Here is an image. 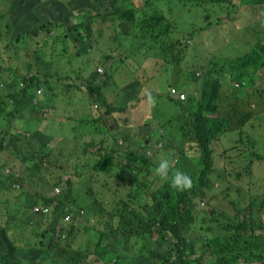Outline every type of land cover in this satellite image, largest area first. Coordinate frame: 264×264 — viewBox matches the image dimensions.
Here are the masks:
<instances>
[{"label":"rangeland","instance_id":"374dc122","mask_svg":"<svg viewBox=\"0 0 264 264\" xmlns=\"http://www.w3.org/2000/svg\"><path fill=\"white\" fill-rule=\"evenodd\" d=\"M224 1L225 4H217V7H196L193 4V10L186 12L175 6L179 4L177 6L186 10L182 0H0V94L5 100V110L0 115V137L5 138L4 153L0 156V228L7 222L11 224L9 232L18 245L27 246L28 242L32 244L41 236L46 242L45 247H50L52 240L54 243L58 240L61 227H71L74 232L69 239L57 242L70 251L91 248L84 263L103 264L96 260L93 252L99 242L98 231H106L109 224H117L120 215L111 219V211L121 198H127L130 191L128 186H119L116 179L127 173L120 164L125 163V152L130 146L124 142L122 130L116 129L117 122L112 124L110 132L111 118H104L106 107L99 102V96L105 93L112 105H133L138 110L136 105L139 102L133 103L136 94L149 102L156 94L163 95L170 83L186 79L187 74L190 80H197L211 73L220 78L224 89L229 90L224 94L230 96L224 100V104H228L225 109L233 105L230 103L232 91L237 97L234 99L238 119L248 117L250 112L253 115L247 125L239 124L237 129L230 131L223 129L220 138L212 144L215 167L233 168L211 174L205 188L206 196L197 200L195 211L200 215L202 231L197 227L187 232L195 236L196 246H193L191 255L201 257L202 251L198 248L201 239L204 245L208 237H213L210 251L227 247L239 254L244 250L245 260H255V264L264 262V153H252L264 151V144L258 143H264V63L247 71V79L250 78L248 73L256 72L254 79L257 83L253 87L244 80L238 88H233L236 81L230 77L238 76L246 66L235 68L228 62L253 51L251 48L257 39L264 41V32H261L264 31V0ZM122 8L133 9L127 14L117 13ZM151 17L159 20L156 29L164 28L166 19L171 18L182 30L176 31L173 23L170 34L178 39L173 43L179 44H174L177 48L169 54L170 64L157 63V59L164 57L158 47L162 45L151 38L153 22H148ZM210 20L213 28L201 30L199 36L189 37L185 32L191 25L203 27ZM75 25L81 30L72 31ZM82 35L88 38L82 41ZM249 39L253 42L247 43ZM150 51L152 53L148 56L151 59H148L146 54ZM256 51L262 53L259 48ZM143 61L153 68V87L141 86L140 80L143 86L146 81ZM100 68L103 72L98 71ZM96 72V80L90 84V77ZM35 74L39 77L35 83L37 86L22 90L20 84L26 88L27 79ZM42 83L45 84L44 93L35 104L34 91ZM92 87L104 93L93 92ZM167 103L168 100L163 101L161 107L154 109L158 117L165 114L163 105ZM145 113L143 111L139 118L128 112L122 115L129 120V125L135 126L136 132L147 137L149 133L157 136L160 126L154 125L150 132L147 127L139 125ZM96 118L100 119L98 124L88 122ZM103 119L105 127L99 130ZM175 124L177 126L178 122ZM121 126L125 127L126 123ZM101 139L105 141L90 142ZM237 139L244 156L252 153L249 161L248 157L233 156V140ZM177 140L179 142L174 145L163 141V148L153 155L157 164L166 157L178 160L182 145L190 156L200 155L196 141L190 138L184 141L182 133ZM112 148L117 151V158L108 169L95 170L101 156L112 153ZM131 149L138 155L144 153L137 148L135 141ZM43 155H49V161L41 162ZM63 160L69 171H59ZM35 163L39 165L35 167ZM53 164L56 165L54 170L51 169ZM47 168L54 174L60 172L64 181H71L59 186L61 194L56 193L58 198L65 196L63 204L69 205L66 198L69 195L77 200L79 214L68 223L58 216L59 211L52 217L34 216L31 212V200L38 204L42 202V193L35 194L38 189L36 179L45 173L50 176ZM151 170L148 171L147 185L154 189L165 179L155 175L154 168ZM13 172L24 176L25 187L28 193L30 190L29 197L32 198L20 201L23 208L18 212L14 211V204L24 186L21 184L18 190L17 184L12 183V180L19 182L11 176ZM29 183L36 188L27 187ZM169 206L165 202L161 208L160 205L152 207L158 220L171 221L167 213ZM153 217L147 220L153 222ZM232 218L233 229L217 228ZM24 220H32L33 225ZM239 224L246 226L237 231L236 225ZM208 225L211 226L207 229ZM150 231L153 236L147 241L154 249L136 245L133 237H111L103 245H109V251L115 253L119 264H166L164 261L172 254L171 243H163L157 249L158 230L153 228ZM208 253L204 255V264L214 257Z\"/></svg>","mask_w":264,"mask_h":264},{"label":"trees","instance_id":"16d2710c","mask_svg":"<svg viewBox=\"0 0 264 264\" xmlns=\"http://www.w3.org/2000/svg\"><path fill=\"white\" fill-rule=\"evenodd\" d=\"M182 2L185 3L186 10L180 8L179 4H175L177 9L181 11L191 12L193 10L192 5L196 4L197 6H218L217 4H220L221 6L225 4L226 2L224 0H182ZM264 7V4H263ZM122 11H117L119 14H127V11L132 10L133 8L126 9L122 8ZM222 9V8H220ZM225 11V10H224ZM209 17V14L208 16ZM173 19H166L165 27L162 29H156V27L159 25V20L150 18L148 19V22L152 23V32L151 35H153L151 38H153L156 41V44H161V53L160 55L164 57L157 59L158 65H161L163 63L170 64L168 62L169 60V54L171 52H174L177 48L173 43V41H177L178 39H175L172 37V33L170 34L171 28H173V23L177 27L176 31H182L175 21ZM210 22L212 24V20H210L207 24L203 25V27H196L191 25L188 29L185 30L187 34H189V37L196 34V36L200 35L201 30L209 29L212 25H210ZM213 28V27H211ZM210 28V29H211ZM80 31L81 27L78 25H75L72 27V31ZM88 36H81L82 41L87 39ZM253 42L251 39L247 40V43ZM256 42V43H255ZM255 42H253L255 45L253 46V51L248 52L247 54L239 57V59H233L229 60L228 62L231 64V66L235 68H240L242 66H246L245 70L241 72L238 76H232L230 77L234 82L233 88H238L240 86V83L242 81L248 80L247 85L250 87H253L257 80L254 79V75L256 72L248 73L249 79H247V71L251 69L253 66H256L257 64L260 65L264 63V41H261L257 39ZM154 43V42H153ZM150 48V46H149ZM175 48V49H174ZM256 48H259L262 53H259L256 51ZM151 51L148 52L146 57L148 59H151L149 56L151 55ZM149 55V56H148ZM241 61H245L244 63H241ZM146 65V68H143L144 77L146 78V81L144 82V87H153L152 80L150 77L151 72L153 71V68H151L146 61H143ZM264 65V64H262ZM257 67V66H256ZM157 72H159V69H156ZM96 73H93L90 77V84L94 80H96ZM36 75V74H35ZM31 75L27 79V87L22 88V90L26 91L29 87H36L38 83L39 77ZM188 75V74H187ZM186 77L185 80H177L176 82L170 83L177 88L179 87L178 83L181 84L182 89L185 90L188 98L185 101L173 99L171 98L168 93L164 94L166 95V99H168L167 105H171V100L175 102V105H179L180 108H177V112H182V109L188 112V115L193 119L191 123H188L186 120L182 121V125L180 124L178 127V131H176L172 137L175 139L167 138L165 137L166 141L168 143H176L179 142L177 140V136L179 133H182V136L184 137V141L186 138H190L197 142L198 149L200 151V155L196 157L189 156L185 151L184 146L182 145V153L180 154V157L176 161L174 165L171 164V160L169 158H165L169 161L170 164V171L169 176L173 175L176 171H180L183 173L188 174L192 179V187L190 189L184 190V191H177L170 187V180H166L161 183L158 187L151 189L149 185H147L148 179V171H152L151 169H155L157 163L154 161L153 157H150L146 155L144 152L143 155H138L134 151L129 150V148L126 149L125 157L123 160H125V163L120 164L123 168V171H126L127 173L123 175L117 176V184L119 186H128L130 188V191L127 195V198H121L120 201L113 207L110 217L111 219H114L117 217V215H120V218L118 219L117 224L114 226L112 224H109V227L106 231H98L99 233V242L95 244V250L93 252V255L96 256L97 261H102L103 264H118L115 254L109 251V245L106 246L103 245L104 241L109 240L111 237H133L136 241V245H146L149 247H152V243L148 242V238H152V234L150 231V226L148 225L147 218L154 212L152 207H158L160 205V208L163 207L164 203L167 202L170 206L167 209V213L169 214V217L171 218V221H168L166 219L158 220L153 219V225L156 226L157 223H159L158 226H156L158 230V237H157V249L160 248L163 243H171V256L167 257L164 263L170 264V261L177 262L178 264H204V255L207 254L210 249L212 248V245L214 243L213 237H208L207 240H205L207 243L203 245V241L201 240V244L198 247L202 251L201 257H195L191 255L193 246H196L195 239L193 238V235L190 233H187L188 230H194L198 225H200L202 231V225L200 223V215L195 211L197 207V200L200 199L203 196H206V186L209 182V176L213 174L215 171H228L225 167L221 169H217L214 165L213 160V146L214 140L220 138V134L223 132V129H237L236 127L239 126V124H246L248 123L249 119H251L253 112H250L248 117H242L241 119H238L237 111H236V101L234 99L237 98L235 93L231 91L232 100L230 103L233 102V105L226 108L228 105L224 104V100L229 98V95L226 94L229 90H226L222 87L220 78L213 77L211 73H206V77H201L200 79L195 80L192 78L190 80L188 77ZM218 76V75H217ZM219 77V76H218ZM140 80V79H139ZM220 81V82H219ZM141 86L142 81L140 80ZM238 83V86L235 84ZM91 87V86H90ZM93 92L98 93H104L103 91L97 90V88L92 87ZM231 89V87H230ZM181 90V89H180ZM35 93V91H34ZM155 93H158L155 91ZM11 97H15L14 93H10ZM137 94L134 96L133 103L139 102L136 106L143 107L146 109L147 100L143 97H136ZM156 98L160 97L155 95ZM154 96V97H155ZM20 98H17V101H19ZM99 102L103 104L106 107V115L104 116L105 119L111 118V127L110 132L112 133V124L114 122H117L118 125L116 129L122 130V138L124 142H128L129 140H134L137 133H131L130 125L126 124V126H121L124 123H126V119L123 118L121 115L122 112H124L128 106L126 105H112L107 97L104 95L99 96ZM4 96L0 94V115L4 112ZM219 108V110H218ZM183 113V112H182ZM175 114V110L173 109V113ZM212 114L216 115L212 117ZM100 119H93L92 121H88L89 123L98 124ZM103 125L100 127H105L104 125V119L102 120ZM67 126V125H66ZM108 126V124H107ZM121 126V127H120ZM149 126V125H148ZM8 134H11L8 131ZM227 134V133H226ZM4 140L5 138L0 137V156L1 153H4ZM105 141L104 139H101L100 142ZM148 139H144V142L149 145ZM91 143H94V141H90ZM182 143V142H180ZM260 145L263 144V141L258 142ZM148 147V146H147ZM166 147H169L168 145ZM143 146L140 148L142 149ZM146 150V147H144ZM262 152L261 150H256L252 153H258ZM251 153V155H252ZM250 155V156H251ZM168 157H173V155H169ZM117 158V151L112 148V153H105L101 156V159L95 164L94 168L95 170H103L108 169L109 164ZM44 160L49 161V155H43L40 158V161L43 162ZM63 165H59V171H69L67 167H65V160L62 161ZM38 163H35L34 166H38ZM56 165L53 164V167L51 169H55ZM50 168H47V172L50 174L47 175L46 173L42 176H39L36 179V187L41 188L40 191L35 192L37 196L42 193V202H40L41 206V213H36L35 216H47L52 217L54 214H56L59 211V215L62 216L64 219V214L70 213L75 218L77 214H79V210L77 208L76 199L73 198L72 195L67 196L66 198L69 201L68 203H64L65 196H59L53 194L50 195L51 189H54L55 187H63L67 184H70V180L64 181L62 174L59 172V174H54L50 172ZM43 172V171H41ZM14 179L19 181L18 183L23 185V189L21 192L20 198H18V202L14 204V211L18 212L20 208H23L20 201L23 200H31L32 198L29 197V193L25 187L26 179L24 176L17 175L16 172H13L12 175ZM10 176V177H11ZM12 179V177H11ZM12 183H17L14 180H12ZM30 186L31 188H36L32 185V183H29L27 187ZM32 190V189H31ZM227 196H228V190L229 188L225 189ZM223 192V191H222ZM44 200V201H43ZM153 202H155V206L151 205ZM35 204H38V202H34L32 206ZM32 206L31 211H32ZM46 206H49V209H47L45 212H43L44 208ZM193 209V210H192ZM62 210V213L60 212ZM144 210V212L142 211ZM213 213H217L212 211ZM145 213V216H144ZM211 213V212H210ZM209 213V214H210ZM152 216V215H151ZM33 217V216H32ZM30 217V218H32ZM216 220V222H220V220H217V218H213ZM25 221V220H24ZM29 225L33 221H25ZM70 222V221H69ZM20 223V222H19ZM68 223V222H66ZM245 225V224H244ZM242 224L236 225L237 231L240 229H243L245 226ZM8 222L6 223L5 227L0 228V264H85L84 259L86 257H89V254L91 252V248H86L84 250H74L70 251L67 248H64L61 243H58V240H66L69 239L68 236H70L74 229L71 227H61L60 228V234L58 236V240L51 245L50 247H45V242L41 240V236H38V239L34 241L32 244H29L27 246H21L18 245L17 242L12 238L10 232ZM93 226V225H91ZM211 225H208L206 228H210ZM235 226L234 224V218L228 220L226 223L222 224L221 226L217 227L223 230H230L233 229ZM86 229L89 228V226H85ZM186 232V233H184ZM43 234V233H42ZM46 237V235H44ZM172 236V238H171ZM137 237V238H135ZM174 238V239H173ZM202 238V236H201ZM189 239V241H188ZM203 239V238H202ZM27 240V239H26ZM26 240L24 242H26ZM211 244H209V243ZM27 243V242H26ZM153 248V247H152ZM154 249V248H153ZM175 251L177 254H175ZM217 256H224L226 254L225 250L216 249ZM92 255V254H91ZM156 257V253L154 254ZM226 257H223L222 263ZM203 260V261H202ZM212 261L209 260L208 264H210ZM154 263V262H153ZM230 264L232 263V260L230 259Z\"/></svg>","mask_w":264,"mask_h":264},{"label":"clouds","instance_id":"9594fccd","mask_svg":"<svg viewBox=\"0 0 264 264\" xmlns=\"http://www.w3.org/2000/svg\"><path fill=\"white\" fill-rule=\"evenodd\" d=\"M261 32H264V31H261ZM261 32L259 33V35L261 34ZM261 36V35H260ZM101 69V68H100ZM98 71H99V69H98ZM100 72V71H99ZM103 72V71H102ZM40 84V83H39ZM236 86H238V83H236L235 84ZM20 86H22L21 88H23V87H25L24 86V84L23 83H21L20 84ZM43 86H45V84L44 83H42L40 86H38V88H36V90H35V99H34V103L35 104H38V99L40 100V97L43 95V93H44V90H43ZM171 87H174V86H170L169 87V93H170V88ZM101 88V87H100ZM175 88H177V87H175ZM180 92H182V93H185L186 94V92L185 91H182V90H180L179 88H177ZM169 96L171 97V98H176V99H178V100H182V101H185L187 98H188V96H187V94H186V98L183 100V99H179L178 97H172L170 94H169ZM108 98V97H107ZM182 121H185V119H184V117H183V120ZM182 121L181 122H178V124L180 123H182ZM182 125V124H181ZM141 126V125H140ZM179 127V126H178ZM130 129H132V125H130ZM178 130V129H177ZM93 132V131H92ZM131 133H133L132 131H131ZM141 133H138L137 132V135L136 136H140L141 137ZM171 135H173V134H171ZM154 137H156L157 138V140L155 141V142H153V143H149V145H147L145 142H144V140H141V142H140V144H139V148L138 149H140L142 146H143V148H142V151L143 152H145L146 153V155H148V156H150V157H153V155L158 151V150H160L161 148H163V141H165V142H167L168 143V141H166V139H165V137H167V138H170L169 137V133L167 134V132H166V130L164 129V128H162L161 127V129H160V132H159V134L157 135V136H154ZM144 138V137H143ZM175 139V138H174ZM176 140V139H175ZM234 141V145H233V147L235 148V150H234V154H233V156L234 157H245V158H247L248 157V161H249V159L251 158V156H250V154L249 155H247V156H244L243 155V150H242V148H241V145H240V143H239V141H238V139L237 140H233ZM93 142V141H92ZM94 142H96V141H94ZM177 143V142H176ZM175 143H173V145H174ZM182 144V143H181ZM172 145V146H173ZM148 146V147H147ZM167 146V145H166ZM165 146V147H166ZM169 146V145H168ZM144 147H146V150L144 149ZM170 147V146H169ZM129 150L130 151H132V149L129 147ZM187 153L188 154V152L185 150L184 152H183V154L184 153ZM182 153V151H180L179 152V154H181ZM189 155V154H188ZM174 156V155H173ZM190 156V155H189ZM232 156V157H233ZM154 158V157H153ZM177 158L176 157H173V159L171 160V164L172 165H174L175 163H176V160ZM252 159V158H251ZM154 161H155V158H154ZM229 168L228 169H231V168H233V166H228ZM169 171H170V164H169V161L167 160V159H161L160 161H159V163L156 165V167H155V169H154V172H155V175H157V176H159L160 178H162V179H166V180H170V187L171 188H173V189H175V190H177V191H184V190H187V189H190L191 187H192V179H191V177L188 175V174H186V173H183V172H180V171H176L173 175H171V176H169ZM7 174V173H6ZM17 185H16V187H17V189L19 190L20 188H21V185L17 182L16 183ZM61 192H62V189L60 188V187H55L54 189H51V193H50V195L52 196L53 194H55V195H57L58 193H60L61 194ZM57 193V194H56ZM58 196V195H57ZM4 200H7V199H2V201H4ZM32 204H33V202H32V200H31V206H32ZM47 209H49V206H46L45 208H44V210H43V212H45ZM32 214L35 216V214L36 213H41V206H40V204H35L34 206H32ZM61 213H62V210L60 211ZM152 216H154L153 218L154 219H156V218H158V216L157 215H155L154 213H152L151 214ZM149 216L148 218L150 219L152 216ZM33 216V217H34ZM61 218H62V216H61ZM73 218V215L72 214H70V213H67V214H64V219H63V221L66 223V222H69V221H71V219ZM26 221V220H25ZM148 225L150 226V229H153V228H156V226H158L159 225V223H157L156 224V226H154L153 225V223H152V221H150V220H148ZM197 227H199L200 228V230H201V227H200V225H198ZM196 227V228H197ZM196 228L194 229V230H196ZM193 235V238L195 239V236H194V234H192ZM200 236H202V233H201V235ZM199 238V237H198ZM202 240V239H201ZM207 240V239H206ZM189 241V240H188ZM209 243V242H208ZM52 245L54 244V241L52 240V243H51ZM209 244H211V243H209ZM45 245H46V242H45ZM212 246H213V244H211ZM227 249L228 250H232L231 248H223V249H221V250H225V251H227ZM243 251L244 250H242L241 251V253H239L240 254V260H241V262L243 263V264H255V260L254 261H251V260H249V259H247V260H245V258H244V254H243ZM260 264H264V262H259ZM170 264H178L177 262H175V261H173V262H171L170 261Z\"/></svg>","mask_w":264,"mask_h":264},{"label":"crops","instance_id":"0c3cea01","mask_svg":"<svg viewBox=\"0 0 264 264\" xmlns=\"http://www.w3.org/2000/svg\"><path fill=\"white\" fill-rule=\"evenodd\" d=\"M154 76L155 75L153 74V71H152L151 74H150L151 79H154ZM182 80H185V78H183ZM170 85H172V84H170ZM170 85L168 86V89L166 90V92L164 94L168 93ZM178 85H179V87H181L180 89L182 91H185L184 89H182V86H181L180 83H178ZM142 87H144V86L142 85ZM164 94L161 95L158 98H156V96L153 97L147 103L146 109L143 108V107H139V109L136 110L135 108H133V105H130V106H128V108L124 112H128L132 117L134 116L136 118H139V115L143 111H146L145 116H144V118L142 117V121L139 123V125H141L143 127H147L150 130V132L154 129V127H153L154 125H158V126L164 128L166 130L167 134L169 133V137L171 139H174V137H172L171 134H174L176 132V129H178V126L180 125V123H179L176 126L175 123L177 121L181 122L183 120L182 119V112H183L184 119L188 123H191L193 119L188 115V112L185 111L184 109H182L181 114H180V112H177V108H180V106L178 104L175 105V102L173 100H171L170 98H169V100L171 101V105L170 106L169 105H163L165 114L164 115H159V117H158V115H157V113L155 111L156 108L161 107L162 106V102L168 100V99H166L167 96L166 95L164 96ZM105 96L107 97V95H105ZM174 99H176V98H174ZM173 107H177L176 109H174L176 115L175 114H171V113H173V109H172ZM124 112H122V113H124ZM123 118H125V117H123ZM125 119H126V124H129V120L127 118H125ZM151 125H152V127H151ZM132 129H133V135H134V133H137L135 131V126H132ZM99 130H100V125H99ZM91 135L94 136L95 135L94 132H91ZM134 136H135L134 140L132 139V140L128 141V142H130L128 144L130 146V148L132 146V142L133 141H135L137 148H139V144H140L141 140L148 139L149 140L148 143H153V142H155L157 140V138L152 136V134H150V133L148 134V137L145 136L144 134H142L141 137L140 136H136V135H134ZM100 141L101 140L96 141V142H100ZM216 247H218V246H216ZM209 253H212V255L214 256L211 259V261H212L211 264L222 263L223 257H226V259L224 260L223 264H230V259L232 260L233 264H243L241 262V260H240V254H237L236 251H234V250H228L227 249L226 254L224 256H217L216 250H211ZM116 260H117V262L119 264L118 259H116Z\"/></svg>","mask_w":264,"mask_h":264},{"label":"built area","instance_id":"2783aa9c","mask_svg":"<svg viewBox=\"0 0 264 264\" xmlns=\"http://www.w3.org/2000/svg\"><path fill=\"white\" fill-rule=\"evenodd\" d=\"M100 72H102L101 69H99ZM172 97H178L179 99H185L186 98V94L180 92L177 88L175 87H171L170 88V93H169Z\"/></svg>","mask_w":264,"mask_h":264}]
</instances>
